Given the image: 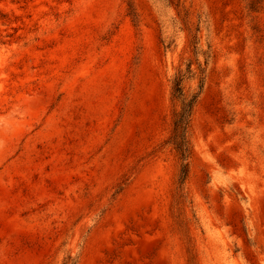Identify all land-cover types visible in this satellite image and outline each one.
I'll return each instance as SVG.
<instances>
[{
	"label": "rangeland",
	"instance_id": "rangeland-1",
	"mask_svg": "<svg viewBox=\"0 0 264 264\" xmlns=\"http://www.w3.org/2000/svg\"><path fill=\"white\" fill-rule=\"evenodd\" d=\"M0 264H264V0H0Z\"/></svg>",
	"mask_w": 264,
	"mask_h": 264
},
{
	"label": "trees",
	"instance_id": "trees-1",
	"mask_svg": "<svg viewBox=\"0 0 264 264\" xmlns=\"http://www.w3.org/2000/svg\"><path fill=\"white\" fill-rule=\"evenodd\" d=\"M194 76L195 74L192 72L191 66L188 65L185 71H179L173 82V99L181 104V110L175 113L173 131L168 144L174 146V149L180 156L182 162V181H185L189 173L188 159L191 155V148L187 134L193 109L199 96V94H196L188 99L184 94L183 85L186 81L194 79Z\"/></svg>",
	"mask_w": 264,
	"mask_h": 264
}]
</instances>
